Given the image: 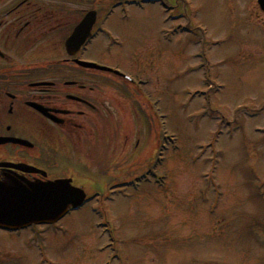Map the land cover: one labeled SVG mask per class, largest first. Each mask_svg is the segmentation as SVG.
I'll use <instances>...</instances> for the list:
<instances>
[{
  "label": "rangeland",
  "instance_id": "rangeland-1",
  "mask_svg": "<svg viewBox=\"0 0 264 264\" xmlns=\"http://www.w3.org/2000/svg\"><path fill=\"white\" fill-rule=\"evenodd\" d=\"M147 1L113 8L85 56L152 109L95 71L116 114L93 135L41 140L52 178L115 194L53 227L0 234V264H264V12L257 0ZM150 170L160 185L134 178Z\"/></svg>",
  "mask_w": 264,
  "mask_h": 264
},
{
  "label": "flooded vegetation",
  "instance_id": "flooded-vegetation-1",
  "mask_svg": "<svg viewBox=\"0 0 264 264\" xmlns=\"http://www.w3.org/2000/svg\"><path fill=\"white\" fill-rule=\"evenodd\" d=\"M102 2L0 0V182L65 179L51 177V165L45 162L49 154L42 150L53 145L42 143V136L56 140L55 134L93 135L98 127L91 129V124L103 122L106 113L116 114L114 105L109 109L105 101L100 80L88 78L100 75L78 64L97 62L85 55L105 34ZM90 12L95 20L92 37L67 50V39Z\"/></svg>",
  "mask_w": 264,
  "mask_h": 264
},
{
  "label": "water",
  "instance_id": "water-1",
  "mask_svg": "<svg viewBox=\"0 0 264 264\" xmlns=\"http://www.w3.org/2000/svg\"><path fill=\"white\" fill-rule=\"evenodd\" d=\"M257 3L264 12V0H257ZM88 23V20L84 21L83 25ZM79 32L78 29L74 36H79ZM83 37L84 35L80 37L82 42ZM80 39L72 37L67 42V50L72 46H79L78 42H74ZM84 65L109 71L92 64ZM70 182L68 180L27 182L12 179L0 182V230L17 231L31 225L54 224L70 209L81 206L85 195L80 189L73 188Z\"/></svg>",
  "mask_w": 264,
  "mask_h": 264
},
{
  "label": "bare ground",
  "instance_id": "bare-ground-1",
  "mask_svg": "<svg viewBox=\"0 0 264 264\" xmlns=\"http://www.w3.org/2000/svg\"><path fill=\"white\" fill-rule=\"evenodd\" d=\"M110 19V17H108L107 19H106V21L104 22V25L107 23V21Z\"/></svg>",
  "mask_w": 264,
  "mask_h": 264
}]
</instances>
